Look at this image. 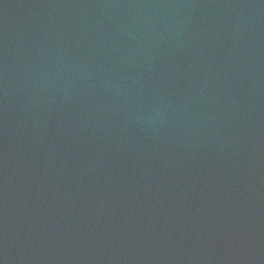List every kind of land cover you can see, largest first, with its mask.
<instances>
[{
  "label": "water",
  "instance_id": "1",
  "mask_svg": "<svg viewBox=\"0 0 264 264\" xmlns=\"http://www.w3.org/2000/svg\"><path fill=\"white\" fill-rule=\"evenodd\" d=\"M0 264H264V0H0Z\"/></svg>",
  "mask_w": 264,
  "mask_h": 264
}]
</instances>
